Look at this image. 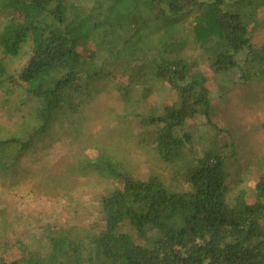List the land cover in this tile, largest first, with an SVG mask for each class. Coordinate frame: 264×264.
<instances>
[{
  "label": "trees",
  "instance_id": "16d2710c",
  "mask_svg": "<svg viewBox=\"0 0 264 264\" xmlns=\"http://www.w3.org/2000/svg\"><path fill=\"white\" fill-rule=\"evenodd\" d=\"M263 10L264 0H0V110L20 116L0 129L1 172H15L57 121L77 122L105 71L131 79L124 98L138 86L143 100L159 83L172 91L138 115L172 182L100 154L86 167L119 184L99 222L46 224L36 248L3 238L0 264H264V165L253 202L229 198L238 148L213 120L199 71L206 61L223 93L264 82V43H254ZM13 60L23 63L12 70Z\"/></svg>",
  "mask_w": 264,
  "mask_h": 264
},
{
  "label": "rangeland",
  "instance_id": "374dc122",
  "mask_svg": "<svg viewBox=\"0 0 264 264\" xmlns=\"http://www.w3.org/2000/svg\"><path fill=\"white\" fill-rule=\"evenodd\" d=\"M260 16L264 19V10ZM254 31V43L261 45L264 25H255ZM188 54L199 55L197 45L192 44ZM22 63L13 60L10 67L15 70ZM199 71L212 91L213 120L232 132L238 148L230 168L229 198L243 193L253 202L264 165V82L238 84L223 93L206 61H201ZM94 84L101 92L84 107L77 122L57 121L15 172L0 170V240H21L36 248L44 239L46 224L98 223L101 199L119 184L86 167L88 160L100 154L121 162L137 177L157 175L172 182L167 164L157 157L138 121L140 113L161 108L172 96L171 89L159 83L143 100L138 86L124 98L121 89L132 86L131 79L112 71L103 72ZM19 117L0 110V129H11ZM195 123L201 133L204 120ZM176 184L180 190L181 184Z\"/></svg>",
  "mask_w": 264,
  "mask_h": 264
}]
</instances>
